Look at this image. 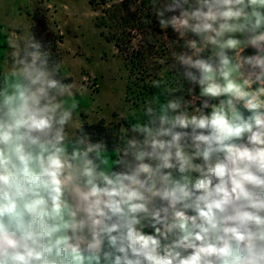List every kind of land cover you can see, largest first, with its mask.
<instances>
[{
    "label": "clouds",
    "instance_id": "clouds-1",
    "mask_svg": "<svg viewBox=\"0 0 264 264\" xmlns=\"http://www.w3.org/2000/svg\"><path fill=\"white\" fill-rule=\"evenodd\" d=\"M149 2L172 75L111 146L51 49L8 36L0 264H264V0Z\"/></svg>",
    "mask_w": 264,
    "mask_h": 264
},
{
    "label": "rangeland",
    "instance_id": "rangeland-1",
    "mask_svg": "<svg viewBox=\"0 0 264 264\" xmlns=\"http://www.w3.org/2000/svg\"><path fill=\"white\" fill-rule=\"evenodd\" d=\"M125 1L0 0V72L8 58V36L32 31L51 49L53 59L60 65V76L77 86L80 107L74 120L83 126L122 123L135 110L126 99L128 72L123 54L108 41V36L110 29L119 32L109 15ZM128 5L139 16L152 14L151 9L140 12V2ZM101 18L107 23L104 27L98 26ZM157 34L165 41L175 38L171 29L167 36L164 30ZM139 38L134 39L136 44Z\"/></svg>",
    "mask_w": 264,
    "mask_h": 264
},
{
    "label": "trees",
    "instance_id": "trees-1",
    "mask_svg": "<svg viewBox=\"0 0 264 264\" xmlns=\"http://www.w3.org/2000/svg\"><path fill=\"white\" fill-rule=\"evenodd\" d=\"M106 2V0H102ZM140 2L139 10H150L149 0H127L120 4L118 11L114 10L109 15L111 22L116 23L119 30L116 33L110 29L108 41L115 44L118 50L123 54L124 66L128 72L126 85V99L133 104L135 114L123 118L122 123H114L107 125L105 122L86 124L85 130L92 134L93 139L106 138L109 146L115 140L114 133H118L122 124L127 128L136 122V116L139 115L141 106L148 100H151L154 95L159 94V90L152 87L151 81L157 79L158 73H167L165 64L160 63L161 60L167 62L169 60V45L170 40L165 41L162 36H159L158 31L161 29L153 14L144 16L132 12L131 6L128 4ZM124 13V14H123ZM123 14V15H122ZM99 27L107 25L104 18H101ZM115 27V26H114ZM135 33V34H134ZM140 37L136 44L134 39ZM134 42V43H133ZM170 62V61H169ZM164 99L163 96L160 97Z\"/></svg>",
    "mask_w": 264,
    "mask_h": 264
}]
</instances>
